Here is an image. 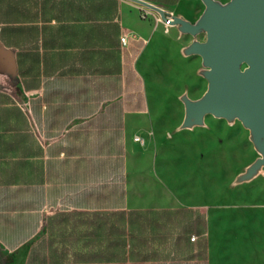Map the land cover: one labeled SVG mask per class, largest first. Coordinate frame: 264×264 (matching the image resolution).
<instances>
[{"label":"crops","instance_id":"0c3cea01","mask_svg":"<svg viewBox=\"0 0 264 264\" xmlns=\"http://www.w3.org/2000/svg\"><path fill=\"white\" fill-rule=\"evenodd\" d=\"M144 9L153 11L129 0H0V248L17 264H82L93 253L129 264L131 231L154 264H207L206 218L144 194L159 168L131 131L150 109L142 62L167 39Z\"/></svg>","mask_w":264,"mask_h":264},{"label":"rangeland","instance_id":"374dc122","mask_svg":"<svg viewBox=\"0 0 264 264\" xmlns=\"http://www.w3.org/2000/svg\"><path fill=\"white\" fill-rule=\"evenodd\" d=\"M161 7L191 22L203 10L199 0H179ZM139 15L158 24L167 37L154 59L142 62L150 109L131 131L132 139L139 138L134 139L136 151L148 155L159 168L160 174L144 194L154 207L161 203L168 209H189L178 215L181 218L198 214L206 218L207 264H264V176L230 186L235 175L258 155L248 130L238 120L228 124L209 114L204 126L174 132L183 118L178 96L187 88L189 97L197 98L206 89V80L196 74L201 60L178 52L191 36L166 25L155 11L144 9ZM197 38L203 40L204 35ZM189 238L197 239L195 235ZM0 264L17 263L13 254L0 248Z\"/></svg>","mask_w":264,"mask_h":264},{"label":"water","instance_id":"95a60500","mask_svg":"<svg viewBox=\"0 0 264 264\" xmlns=\"http://www.w3.org/2000/svg\"><path fill=\"white\" fill-rule=\"evenodd\" d=\"M157 12L163 21L168 12L145 0H129ZM203 10L191 22L171 14L170 25L191 41L180 48L182 56L196 55V74L207 84L197 98L187 88L178 96L183 118L176 131L204 126L206 115L228 124L240 121L257 157L237 173L231 187L264 176V0H199ZM204 35L203 40L197 36Z\"/></svg>","mask_w":264,"mask_h":264},{"label":"trees","instance_id":"16d2710c","mask_svg":"<svg viewBox=\"0 0 264 264\" xmlns=\"http://www.w3.org/2000/svg\"><path fill=\"white\" fill-rule=\"evenodd\" d=\"M189 209H179L177 210L178 212H183V211H187ZM145 212H138V211H130L128 214L129 216L132 218L136 217V216H139V215H142L144 214ZM116 214V213H115ZM118 214H121V213H118ZM132 226V224H131ZM130 237H131V245H130V255L135 259H133L132 262H130L129 264H154L152 263V261H149L151 260V257L149 255H144V254H141L139 252H137V250H134V245H132V240H136L134 242L136 243H140L142 242V239H140L139 237H136V235L131 231V234H130ZM120 245L121 244V240H115L113 242V245L114 246H117V245ZM201 249H205V244H203V246L201 247ZM203 253V251H202ZM202 253H200V256L202 255ZM204 254V253H203ZM113 256H104L103 254H100V253H93L91 254V256H87V257H82V261H87V263H82V264H126L125 260H126V257H124V259H122V256L120 255H114V258L115 262H108L111 260ZM117 258V259H116ZM103 261V262H101ZM192 264H206V261H205V257H201L200 260H195L192 262Z\"/></svg>","mask_w":264,"mask_h":264},{"label":"built area","instance_id":"2783aa9c","mask_svg":"<svg viewBox=\"0 0 264 264\" xmlns=\"http://www.w3.org/2000/svg\"><path fill=\"white\" fill-rule=\"evenodd\" d=\"M170 20H171V14H169L168 13V15L166 16V20L165 21H163L166 25H170ZM120 42H121V44L124 46V45H126V43H127V36L125 35V34H121L120 35ZM135 140H139V138L138 137H135L134 138Z\"/></svg>","mask_w":264,"mask_h":264},{"label":"flooded vegetation","instance_id":"af4514ba","mask_svg":"<svg viewBox=\"0 0 264 264\" xmlns=\"http://www.w3.org/2000/svg\"><path fill=\"white\" fill-rule=\"evenodd\" d=\"M225 2V1H224Z\"/></svg>","mask_w":264,"mask_h":264}]
</instances>
